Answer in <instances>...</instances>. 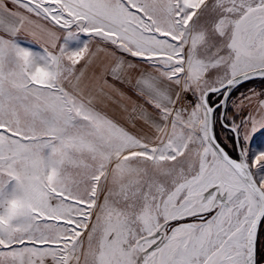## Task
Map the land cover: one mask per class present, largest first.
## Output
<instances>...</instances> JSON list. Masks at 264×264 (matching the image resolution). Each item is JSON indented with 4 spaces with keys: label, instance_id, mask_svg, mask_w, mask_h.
<instances>
[{
    "label": "snow or ice",
    "instance_id": "snow-or-ice-1",
    "mask_svg": "<svg viewBox=\"0 0 264 264\" xmlns=\"http://www.w3.org/2000/svg\"><path fill=\"white\" fill-rule=\"evenodd\" d=\"M257 78L264 0H0V264H264Z\"/></svg>",
    "mask_w": 264,
    "mask_h": 264
},
{
    "label": "crops",
    "instance_id": "crops-1",
    "mask_svg": "<svg viewBox=\"0 0 264 264\" xmlns=\"http://www.w3.org/2000/svg\"><path fill=\"white\" fill-rule=\"evenodd\" d=\"M25 33H19V37L26 46H30L36 50H39V45L34 44L31 38L23 39ZM95 48V44L92 45ZM113 61L103 52H100L95 61L84 69L83 83L87 85H98L102 82V74L106 72L111 66ZM79 71V69H78ZM109 84H115L122 92L126 94L130 99L120 100L118 96H114V101L109 106V112L116 115L118 118L122 115L121 104H126L129 107V111L134 103H139V98L137 97L135 91L131 86L124 84L121 85L118 81L112 80L111 76H107Z\"/></svg>",
    "mask_w": 264,
    "mask_h": 264
},
{
    "label": "rangeland",
    "instance_id": "rangeland-1",
    "mask_svg": "<svg viewBox=\"0 0 264 264\" xmlns=\"http://www.w3.org/2000/svg\"><path fill=\"white\" fill-rule=\"evenodd\" d=\"M9 7H11V4H9ZM84 39H86V37H84ZM94 45V44H93ZM256 92L259 93L261 91H264V82H257L256 80H253L249 83H245L243 85V87H241L238 91H236L235 93H233L232 95V101H237V103H240V93H244L245 96H248L251 94V92ZM260 99H264V96L260 97ZM187 100L191 101L193 100V97L191 96V94L189 93L187 95ZM244 103V107L243 109L240 111L239 115H235V120L237 123H239V121L246 116L249 112H253L255 113V100L252 101L251 106H249L248 101H243ZM230 107L228 109L227 112V116L229 118H232L234 116V114L236 113L237 109L235 108V106L232 105L231 101L229 102ZM217 115H219V113H217ZM216 135L219 138L220 142L222 143V145H226L227 149H229L231 152H233L232 147H231V143L228 141L224 140V136H225V131L221 128V125L219 123L216 124ZM264 139V134H262L260 137H257L256 143H260V141Z\"/></svg>",
    "mask_w": 264,
    "mask_h": 264
},
{
    "label": "flooded vegetation",
    "instance_id": "flooded-vegetation-1",
    "mask_svg": "<svg viewBox=\"0 0 264 264\" xmlns=\"http://www.w3.org/2000/svg\"><path fill=\"white\" fill-rule=\"evenodd\" d=\"M226 150L230 152V154H232L233 156H235V152H231L229 149H227L226 147Z\"/></svg>",
    "mask_w": 264,
    "mask_h": 264
},
{
    "label": "trees",
    "instance_id": "trees-1",
    "mask_svg": "<svg viewBox=\"0 0 264 264\" xmlns=\"http://www.w3.org/2000/svg\"><path fill=\"white\" fill-rule=\"evenodd\" d=\"M256 81H257V82H259V81H260V82H262V81L264 82V80H256Z\"/></svg>",
    "mask_w": 264,
    "mask_h": 264
},
{
    "label": "water",
    "instance_id": "water-1",
    "mask_svg": "<svg viewBox=\"0 0 264 264\" xmlns=\"http://www.w3.org/2000/svg\"><path fill=\"white\" fill-rule=\"evenodd\" d=\"M255 80H260V79L257 78V79H255ZM221 144H222V143H221Z\"/></svg>",
    "mask_w": 264,
    "mask_h": 264
}]
</instances>
